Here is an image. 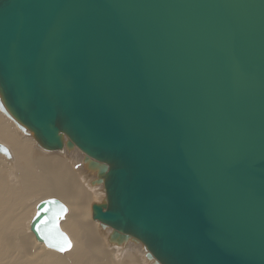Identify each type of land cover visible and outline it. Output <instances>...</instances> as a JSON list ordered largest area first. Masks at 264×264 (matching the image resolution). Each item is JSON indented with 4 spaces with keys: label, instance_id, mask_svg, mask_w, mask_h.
Here are the masks:
<instances>
[{
    "label": "water",
    "instance_id": "obj_1",
    "mask_svg": "<svg viewBox=\"0 0 264 264\" xmlns=\"http://www.w3.org/2000/svg\"><path fill=\"white\" fill-rule=\"evenodd\" d=\"M0 92L104 162L93 218L161 264H264V0H0ZM37 208L67 250L63 203Z\"/></svg>",
    "mask_w": 264,
    "mask_h": 264
},
{
    "label": "bare ground",
    "instance_id": "obj_2",
    "mask_svg": "<svg viewBox=\"0 0 264 264\" xmlns=\"http://www.w3.org/2000/svg\"><path fill=\"white\" fill-rule=\"evenodd\" d=\"M62 141L61 148L44 147L0 104V264H161L143 240L93 218V205L106 201L104 162L66 133ZM48 198L65 207L59 227L71 246L62 252L31 231L38 204Z\"/></svg>",
    "mask_w": 264,
    "mask_h": 264
},
{
    "label": "snow or ice",
    "instance_id": "obj_3",
    "mask_svg": "<svg viewBox=\"0 0 264 264\" xmlns=\"http://www.w3.org/2000/svg\"><path fill=\"white\" fill-rule=\"evenodd\" d=\"M61 235L63 236L62 233H61ZM64 242H65V244H67L69 247L71 246V245H70V242H68V240H67V237H64ZM50 246L55 247L56 245H50ZM60 251H64V248L61 247V248H60Z\"/></svg>",
    "mask_w": 264,
    "mask_h": 264
}]
</instances>
